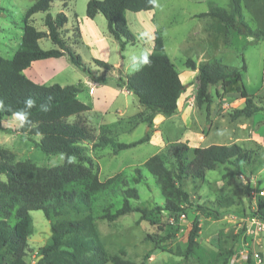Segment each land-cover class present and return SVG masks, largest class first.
<instances>
[{"label": "rangeland", "instance_id": "374dc122", "mask_svg": "<svg viewBox=\"0 0 264 264\" xmlns=\"http://www.w3.org/2000/svg\"><path fill=\"white\" fill-rule=\"evenodd\" d=\"M35 1L0 0V55L3 57L12 58L19 47L26 10ZM87 1L56 0L48 10L52 16L59 11L68 16L62 34L70 42L75 37L72 30L77 26L74 13L77 21L78 15L86 16ZM211 4L228 9L229 0H155L151 13L140 12L141 16L134 15L129 19L135 43L125 44L122 51H119L118 42L105 31L106 40L97 43L95 48L107 51L108 63L113 66L109 72L111 75L92 63L86 45L74 44L75 52L89 65L95 81L102 85L94 96L88 94L89 84L84 81L88 74L74 66L67 56L40 60L43 62L33 64L27 71L40 84L78 87L82 92H79L78 99L93 107L92 115L86 113L85 118L93 129L94 140L85 141L83 146L98 179L106 181L111 178L108 188L93 196L90 211L108 255L122 250L123 258L145 264H246L250 256L253 264H264V221L251 216L256 198L264 195V161L254 166L247 161L237 165L231 162L218 164L207 170L202 180H184L182 189L188 193L189 202L216 211L217 218L195 210H187L185 215L175 218L157 209L164 204V196L156 178L144 167L146 159L158 154L166 167L174 170V160L168 149L170 145L180 143L188 146L186 160L192 157L194 147L231 143L255 149L258 158L264 160V39L249 36L215 17L200 16ZM253 8V11L246 9L245 0H241L243 19L248 28L264 30V0H253ZM45 14L37 12L31 16V22L38 30L46 29L43 23ZM99 16L104 20L102 15ZM155 31L162 36L165 52L174 63L185 90L173 114L154 113L150 118L151 112L138 103L133 93L121 90L113 77L135 71L131 56L145 50L149 52ZM38 44L42 49L54 47L48 38H41ZM187 59L195 62L197 67L214 61L233 67L244 63L245 70L240 82L231 80L224 88L218 82L210 87V101L198 105L195 101L198 70L187 68ZM241 85L262 109L250 117L232 118L233 110L243 106V99L239 97ZM0 126V145L14 153L15 161H29L44 167L62 163L63 154H45L32 141L2 129H18L19 116L2 117ZM102 136L111 138L112 142L95 146ZM145 136L147 141L134 146L125 149L116 146ZM32 139L36 141L38 137ZM138 176L140 180L136 182ZM0 179L5 180V175L1 174ZM129 187L138 191V198L130 199V203L148 208L147 215L140 219V214L134 211L112 221L105 219V213H111L121 205L122 192ZM29 215V251L25 260L27 264H34L41 257L39 248L48 241L50 225L41 210H32ZM83 215L68 210L61 218L77 219ZM195 216L200 228L196 237L198 247L193 256L178 257L173 253L185 247ZM8 221L14 222L13 214ZM146 235L148 239H145ZM229 250L233 254H229Z\"/></svg>", "mask_w": 264, "mask_h": 264}, {"label": "trees", "instance_id": "16d2710c", "mask_svg": "<svg viewBox=\"0 0 264 264\" xmlns=\"http://www.w3.org/2000/svg\"><path fill=\"white\" fill-rule=\"evenodd\" d=\"M53 1L56 0H36L26 10L19 47L10 59L0 55V119L4 116H19L18 129H2L16 132L23 139L32 141L45 154L61 153L64 159L59 165L37 166L29 161H15L14 153L0 145V175L4 174L6 177L5 180L0 179V264H27L25 257L29 251L27 237L31 220L29 212L32 210H41L50 225L48 241L39 248L41 257L34 264H145L143 261L137 263L123 258L122 250L118 254L108 255L93 222L90 213L92 198L108 188L111 178L99 180L90 157L84 154L83 143L93 141L94 134L85 118L90 107L77 97L79 88L57 83L44 85L23 74V70L33 61L65 55L74 66L85 71L95 81L91 68L73 47L80 43L78 26L72 30L75 32L72 42L66 40L62 34V28L67 23L64 12L59 11L54 16L48 13ZM154 6L155 0H88L85 14L93 18L100 13L106 21L107 32L118 42L119 51H122L125 44L135 43V37L127 26L125 11H149ZM245 8L253 11V0H245ZM37 12H46L43 20L45 30H38L31 22V16ZM203 15L215 17L249 36H261L264 39L263 29L250 30L245 23L241 0H229L228 9L211 4L207 12L200 14ZM74 19L77 22L75 13ZM41 38L50 39L54 47L42 49L38 44ZM152 42L150 64L130 74L118 73L113 77L117 86L133 93L138 103L151 112L150 118L154 113L173 114L177 109L178 99L185 90V84L165 52L163 39L158 31L154 32ZM91 61L104 73L109 74L113 69L104 60L92 58ZM185 66L198 70L195 95L198 105L210 101V87L218 82L223 88L231 80L240 82L245 70L244 63L240 67H233L214 61L201 63L197 67L190 59L186 60ZM239 97L243 99V106L233 110L232 118L250 117L262 109L242 85ZM28 98L35 101L31 108L25 103ZM41 105H47L48 110L44 111ZM21 116L24 118L21 119ZM33 136L40 138L35 141ZM147 140L145 136L135 142H121L116 146L118 149H125ZM98 141L95 146H105L112 142L111 138L103 136ZM168 151L174 160V170L166 167L158 154L146 159L144 167L156 178L164 196V204L156 208L175 218L185 215L187 210L218 217L216 211L189 202L188 193L182 189L185 179L202 180L205 172L218 164L231 162L237 165L241 161H247L254 166L264 161L258 158L255 149L244 148L236 143L194 147L189 160L185 158L188 146L184 143L170 145ZM139 180L140 176L135 181ZM246 193L250 194V191L246 189ZM122 196L121 205L113 212L105 213V219L112 221L134 211L140 214V219L147 215L148 208L130 203V199L138 198L136 188L125 189ZM68 210L84 215L77 219L61 218ZM11 214L14 215L12 224L8 221ZM251 216L264 221V195L256 198ZM199 229L198 218L195 216L185 247L173 254L183 258L193 256L198 247L196 237ZM145 239H148V235ZM228 253L233 254V251L229 250ZM246 264H253L250 256L247 257Z\"/></svg>", "mask_w": 264, "mask_h": 264}, {"label": "crops", "instance_id": "0c3cea01", "mask_svg": "<svg viewBox=\"0 0 264 264\" xmlns=\"http://www.w3.org/2000/svg\"><path fill=\"white\" fill-rule=\"evenodd\" d=\"M153 9L147 11V13H151L153 11ZM140 12L142 13L144 11H139V12H136V13H134V12L132 13L131 11H128V10L125 11V18H126V22H127V26L129 28V30H131L130 23H129V19H131L134 15H140L141 16L142 14H139ZM99 15H101V14L100 13H97L93 18H89V17H87L85 15H78L79 21L76 22V25L79 28L80 36H81L80 37V43L79 44H81L83 46L86 45L87 49L89 50V52L91 54V60H92V58H97V59H101V60H104L106 62H109V57L107 55V51L106 52H102L99 49H96L95 48V46L97 45V43H101V42L104 43V40H106L107 36L105 34V31H106V33L108 35H110L107 32V30H106V22H105V19L103 18L104 20H102ZM66 17H67V21H69L68 16H66ZM203 17H208V16L207 15H203ZM210 17H212V16H210ZM103 21H104V24H103ZM72 22H73V20H72ZM101 23H102V27H100V24ZM67 26H69V25H67ZM87 27H91V28L88 29ZM153 35H154V33H152V36H151L149 53L151 52L152 46H153V42H152ZM61 57H63V56H61ZM58 58H60V57H58ZM41 60H43V59H41ZM37 62L42 63L43 61L36 60V61L31 62V64L26 69L23 70V74L26 77H28L29 79L33 80L34 82L39 83V81H37L35 79L36 77L34 75H31V73L30 74L27 73V71L30 70L31 66L33 64L37 63ZM84 81L89 84V88H88V94L89 95L94 96L96 93L98 94L99 93V89L102 88V85L100 83L91 80L89 78V76H87V75L84 77ZM91 85H94V87H92ZM120 88H121V90L124 89L125 91H127L124 87H120ZM79 92H81V91H79ZM79 92L77 94V97L78 98H79ZM81 101L82 102H85L83 100H81ZM89 112H87V113H89L90 115H92L91 113L93 112V107H90V111ZM107 123H110L111 124V123H113V121L112 122H107ZM104 124H106V123H104ZM37 137H38V139L40 138V136H37Z\"/></svg>", "mask_w": 264, "mask_h": 264}, {"label": "clouds", "instance_id": "9594fccd", "mask_svg": "<svg viewBox=\"0 0 264 264\" xmlns=\"http://www.w3.org/2000/svg\"><path fill=\"white\" fill-rule=\"evenodd\" d=\"M149 55H150V53L145 50V51H141L139 53V55L131 56V63H132L133 70H139L141 67L150 64ZM25 103L29 108H31L35 104V101L32 98H28L25 101ZM41 108L44 111L48 110L47 105H41ZM23 118L24 117L21 116V119H23Z\"/></svg>", "mask_w": 264, "mask_h": 264}, {"label": "built area", "instance_id": "2783aa9c", "mask_svg": "<svg viewBox=\"0 0 264 264\" xmlns=\"http://www.w3.org/2000/svg\"><path fill=\"white\" fill-rule=\"evenodd\" d=\"M263 192V191H262ZM255 255V257L257 256L256 254H254Z\"/></svg>", "mask_w": 264, "mask_h": 264}]
</instances>
